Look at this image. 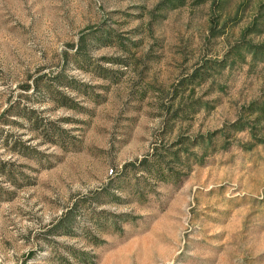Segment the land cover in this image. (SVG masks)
<instances>
[{
  "label": "rangeland",
  "instance_id": "374dc122",
  "mask_svg": "<svg viewBox=\"0 0 264 264\" xmlns=\"http://www.w3.org/2000/svg\"><path fill=\"white\" fill-rule=\"evenodd\" d=\"M261 1L0 0V264H264V118L179 180L115 175L264 95L228 55Z\"/></svg>",
  "mask_w": 264,
  "mask_h": 264
},
{
  "label": "trees",
  "instance_id": "16d2710c",
  "mask_svg": "<svg viewBox=\"0 0 264 264\" xmlns=\"http://www.w3.org/2000/svg\"><path fill=\"white\" fill-rule=\"evenodd\" d=\"M175 2L166 0L167 5L172 7L181 4L182 0H175ZM258 9L257 16L253 17L251 22L244 27L243 35L233 42L228 55H236L239 59L244 60L245 55L249 54L251 58L264 62V43L253 42L250 38L245 37V34L261 33L263 31L260 18L264 15V0L258 3ZM227 60L228 58L213 60L214 68L225 67L228 65ZM203 67L210 66L204 65ZM205 70L201 68L195 69L181 83L185 85L195 82L200 83L205 79V74H208ZM47 90L49 91V86ZM183 95L179 92L174 96V98L179 96L175 110L180 112L179 114H174L179 119H186L188 114L192 115L208 102L201 98L186 100L183 99ZM63 102L67 103L66 101ZM242 108L243 112L240 115L233 120L225 122L220 127L195 134H179L171 143L160 144L154 151L143 155L141 158L124 162L115 175L118 178H126L128 175H132L135 180L134 184H137L138 178L143 175L175 181L187 174L194 163H202L206 154L218 148H225L230 141L229 137L236 132L247 130L251 137L255 139L254 141H263V137L257 136L256 133L260 131V122L264 118V95L249 101ZM52 130L57 132L55 128ZM47 132L49 135V128H47ZM75 254L82 260L93 262V256L88 251L79 250Z\"/></svg>",
  "mask_w": 264,
  "mask_h": 264
}]
</instances>
